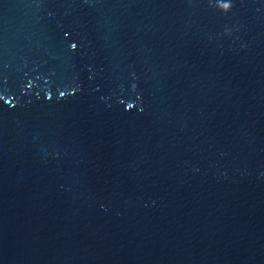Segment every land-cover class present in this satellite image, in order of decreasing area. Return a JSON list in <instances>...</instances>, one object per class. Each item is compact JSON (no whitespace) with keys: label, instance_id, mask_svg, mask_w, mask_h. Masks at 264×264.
<instances>
[{"label":"water","instance_id":"water-1","mask_svg":"<svg viewBox=\"0 0 264 264\" xmlns=\"http://www.w3.org/2000/svg\"><path fill=\"white\" fill-rule=\"evenodd\" d=\"M0 96V264H264V0H0Z\"/></svg>","mask_w":264,"mask_h":264},{"label":"clouds","instance_id":"clouds-1","mask_svg":"<svg viewBox=\"0 0 264 264\" xmlns=\"http://www.w3.org/2000/svg\"><path fill=\"white\" fill-rule=\"evenodd\" d=\"M230 3L231 0H216V5L223 10H228L230 7Z\"/></svg>","mask_w":264,"mask_h":264},{"label":"snow or ice","instance_id":"snow-or-ice-1","mask_svg":"<svg viewBox=\"0 0 264 264\" xmlns=\"http://www.w3.org/2000/svg\"><path fill=\"white\" fill-rule=\"evenodd\" d=\"M75 46H76V45H73V47H75ZM64 94H65V93H63V92H61V93H60V95H64ZM0 99H3V97H2V96H0ZM128 107H129V108H131V107H132V105H128Z\"/></svg>","mask_w":264,"mask_h":264}]
</instances>
